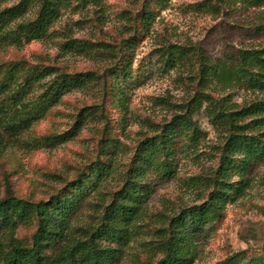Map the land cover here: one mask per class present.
I'll return each instance as SVG.
<instances>
[{
	"label": "trees",
	"instance_id": "obj_1",
	"mask_svg": "<svg viewBox=\"0 0 264 264\" xmlns=\"http://www.w3.org/2000/svg\"><path fill=\"white\" fill-rule=\"evenodd\" d=\"M217 1L260 8L253 25L264 35V0ZM156 2L143 0L134 14L126 12V27L115 44L71 37L60 43L65 53L106 51L108 61L102 69L72 72L24 58L0 61L1 138L7 135L33 149L53 147L73 139L90 117L102 123L96 157L57 191L34 200L9 190L0 198V264H121L125 248L142 236L150 237L140 245L153 264H195L203 233L251 187V170L264 163V44L239 48L235 55L216 60L201 47L172 44L161 50L164 66H196L192 79L197 88L154 134L138 140L120 184L112 192L105 190L110 177L119 172L118 156L125 149L113 132L106 91L125 112V85L140 42L156 21ZM209 2L203 8L217 11ZM79 7L104 12L103 0H0V49L52 36L63 12ZM99 82L102 101L81 108L68 130L24 138L66 94ZM236 90L248 92V98L235 102ZM203 108L221 137L217 165L185 180L197 202L180 207L167 202L163 211L150 214L146 202L154 195L152 176L162 181L177 176L181 141L194 147L202 138L194 115ZM93 193L96 215L90 224H80L79 211ZM148 225L150 234L145 230ZM21 226L34 227L28 238L19 236ZM254 252L244 249L217 264H264V245Z\"/></svg>",
	"mask_w": 264,
	"mask_h": 264
},
{
	"label": "rangeland",
	"instance_id": "obj_2",
	"mask_svg": "<svg viewBox=\"0 0 264 264\" xmlns=\"http://www.w3.org/2000/svg\"><path fill=\"white\" fill-rule=\"evenodd\" d=\"M142 1L103 0L104 12L91 7L66 10L52 28V36L21 47L0 49V61L24 58L31 62L56 64L72 72L102 69L108 61L106 51L92 55L65 53L60 43L71 37L115 44L126 27V12L134 14ZM156 1V21L140 42L132 75L125 85L128 93L125 112L113 104L110 91H106V108L113 132L125 146L118 156L119 172L110 177V183L105 187L109 192L120 184L121 172L138 140L154 134V129L169 120L176 107L187 102L197 88L192 79L196 66L187 63L166 69L162 48L172 44L201 47L211 60H216L235 55L239 48L264 44V35L256 33L253 25L260 8L230 7L210 0L209 3L217 7V11H212L203 8L206 0ZM104 48L107 50L109 46ZM102 92L103 86L99 82L66 94L59 105L24 134V138L68 130L81 108L102 101ZM248 96L244 90L233 93L234 101L238 103ZM194 118L202 130V138L194 147L188 141H181L175 178L162 181L152 176L154 195L146 202L150 214L163 211L167 202L175 207L197 202L195 193L185 186V180L217 165L215 153L221 137L204 108ZM101 126V122L90 117L73 139L39 149L30 148L23 141L10 139L7 135L0 136V198L9 190L34 200L47 198L57 191L96 157ZM250 176L251 187L246 195L228 204L223 218L203 233L195 264H217L244 249L259 253L264 245V163L256 164ZM94 196L93 193L92 199L86 201L79 211L80 224H90L96 215ZM151 227L148 225L145 229L149 234L153 232ZM33 230L34 227L21 226L19 236L28 238ZM149 238L142 236L131 242L125 248L121 264H153L154 260L148 259L140 245V240Z\"/></svg>",
	"mask_w": 264,
	"mask_h": 264
}]
</instances>
